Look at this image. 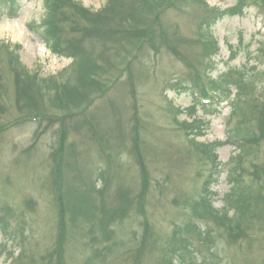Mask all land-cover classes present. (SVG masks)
Instances as JSON below:
<instances>
[{
  "label": "rangeland",
  "instance_id": "obj_1",
  "mask_svg": "<svg viewBox=\"0 0 264 264\" xmlns=\"http://www.w3.org/2000/svg\"><path fill=\"white\" fill-rule=\"evenodd\" d=\"M71 1L93 13L107 6ZM188 1L177 0L156 22L206 85L204 79L225 81L228 92L210 102L197 97L192 73L168 47L154 51L127 37L156 27L158 8L147 7L138 26L117 11L103 39L85 38L67 20L63 38L79 49L80 61L93 60L92 74L45 41V21L56 16L46 14L44 0H0V264H49L58 194L65 202L64 264H202V254L206 264H264V203L230 182L235 162H242L244 185L255 178L251 166L264 165V142L252 149L243 142L257 139L258 115L249 109L264 105V9L249 0ZM240 77L244 86L236 90ZM239 105L252 116L241 125ZM190 140L207 152H196ZM135 142L147 178L144 218ZM253 188L264 197V176ZM239 195L250 210L245 217L234 209ZM119 207L127 212L103 230L99 219L108 222ZM227 217L244 230L235 243L225 236Z\"/></svg>",
  "mask_w": 264,
  "mask_h": 264
},
{
  "label": "trees",
  "instance_id": "obj_2",
  "mask_svg": "<svg viewBox=\"0 0 264 264\" xmlns=\"http://www.w3.org/2000/svg\"><path fill=\"white\" fill-rule=\"evenodd\" d=\"M177 0H131V2L127 5V2L125 0H107V6L101 10L100 12L93 13L87 9H84L78 4L73 3L71 0H44V6L46 9V14L47 15H55L56 16V22L54 23L53 20L48 18V21L46 23L45 21V26H46V38L45 41L49 40L53 44V51L57 53L60 56H69L76 58L74 52L76 49H74V45L71 41L66 42L65 39L63 38L64 32L66 31V24H70L67 22V20H72L73 25H71V29L75 30L78 32V34H83L85 35L84 37H99L103 39L104 36L108 34V29L106 28L107 25L111 20H113L114 16L116 15L117 11H121L124 15L127 14L126 20L127 21H132L134 22V26H138L140 24H143L142 18H138V16H144V11H146L147 7H155L160 9L158 14H155L156 19L154 20V23L156 24V27H159V30H156V27H151V24L149 25H144V27H141L140 29L134 28L132 29L127 35V37H130V40H135V39H144V41L147 44H150L153 48L154 51H158V44H163L168 49L170 52L176 56L177 58L180 59L182 63L190 70L192 73L188 78L191 83V87H193V90L196 92V94L201 96V98L204 100V102H207L212 98L214 94L216 96H219L221 93L220 92H228V90H223L225 81L220 80V81H213L209 79H204L207 83V85L202 81V77L200 76L199 72L193 68L192 64L190 61H188L186 58H184L177 45L175 44V36L169 35L166 30L161 26V23H157L156 21L158 20L159 16L161 13H163L165 10L168 8H171L174 6L175 2ZM198 1V3H201L202 0H193ZM253 1L256 5L259 6V8L264 9V0L262 2L260 0H249ZM179 2L184 3V5L189 1L188 0H179ZM125 4V7H122V5ZM165 7V8H164ZM125 10V12H123ZM214 15L215 11L208 12V18L205 20V24L207 26H210L214 22ZM125 23H128L126 22ZM141 21V22H140ZM140 22V23H139ZM65 23V24H64ZM132 27V26H130ZM96 30V31H95ZM108 31V32H107ZM104 33V35L102 33ZM63 42L65 45L63 46ZM79 51V49H77ZM260 53L264 57V47L260 49ZM78 61L76 62L77 64L80 65V68H83L85 72H92L95 73L94 71H91V68L94 67L92 63V59L87 60L88 62H84V60L80 61L78 58H76ZM97 69V68H95ZM90 71V72H89ZM202 75H204L202 73ZM208 77V76H207ZM77 80V77H76ZM78 82V81H77ZM237 83V84H236ZM235 87L236 90H238L237 86H244V81L240 77L239 82L232 83ZM22 87V86H21ZM21 89V88H20ZM57 89V87H56ZM59 89V88H58ZM57 89V92H58ZM61 92H66L67 87L61 86L60 87ZM239 93V91H238ZM213 94V95H212ZM75 93H71L69 95L70 97H74ZM222 95V94H221ZM81 99L86 98V95L79 96ZM251 101V100H250ZM253 101V100H252ZM255 106L249 109V112L253 115H258V131H256L253 134H257V139L254 135L251 136L250 139H245L243 142L246 143L247 149H252L253 146H257L260 142H264V105L254 102ZM202 105V104H201ZM203 107H207L205 105H202ZM235 107V104H234ZM248 107V106H246ZM238 117H239V125L244 124L245 121H247L249 118L252 119L251 114L246 113L242 114L241 110L243 111V105L238 106ZM25 120V118H23ZM21 119V120H23ZM242 121V122H241ZM241 122V123H240ZM185 126V125H184ZM237 131V130H236ZM247 131V130H244ZM259 140V141H258ZM62 141V139H61ZM136 141V140H135ZM190 143L193 144L194 149L196 152H207V146L203 144H195L192 140H190ZM61 143V147H62ZM135 150V161L139 165L141 174H142V186L143 190L140 193V201L138 202V207L139 210L142 211L144 207V203L142 201V198L145 197V193H147V178L145 174V167L143 165V161L141 159V155L138 150V143L135 142V145L133 147ZM247 149H242V150H247ZM59 151V150H58ZM53 154V162H54V168H53V173L52 177L54 178L55 183L60 180V169H59V164H58V158L56 160V153ZM242 156V155H241ZM242 159V157L239 156V160ZM251 168L253 169L252 172L249 173L250 176L255 177L252 178L249 184H242L241 182V176L244 174V169L242 167V162H235L233 166L231 167L232 170V177H230V182L237 188L239 189L240 194L243 196H246V194H256L257 199L259 203H264V197L262 196V192H260L259 189H254L253 186L255 183L260 181V178L264 176V165L258 166V165H252ZM238 171H240V174L238 175ZM236 174V176H235ZM242 190V193H241ZM55 193V192H54ZM239 195V198L236 199L234 206L235 210L238 212L240 211V214L242 217H245L248 213H250V210L248 207L244 205L246 198L242 197ZM247 197V196H246ZM56 201L58 203V210H59V231H58V237L56 239V247L53 250V253L50 255V258H52L49 262V264H64L63 260V249H62V243L64 239V234H65V225H64V217H65V202L63 201V196L61 194L56 195ZM248 198V197H247ZM233 201V202H234ZM230 202V201H228ZM75 203H80V200ZM124 210L119 207L115 209L112 214L109 216V221L107 222L104 217H102V220L99 219V225L103 230L107 229L108 224L113 222L116 218L122 216V212ZM68 212H70L73 216L74 214H79L78 210L76 209V206H70L68 208ZM127 210L125 211V213ZM254 213V212H253ZM144 215V212H142ZM209 216L211 219L214 221L219 220L217 215L210 213ZM226 216V215H225ZM145 223L143 226L147 228V221L145 219ZM222 226L224 227L225 231V236L229 242H236L237 238H240L243 236L244 230L241 227L240 223L234 222V225L232 224L231 219L227 217V219L223 222ZM53 254H55V259H53ZM204 261L202 264H206V259L204 257V254H202V258ZM55 260V262L53 261ZM212 261V258H211ZM138 262V261H137ZM212 264V262L210 263Z\"/></svg>",
  "mask_w": 264,
  "mask_h": 264
}]
</instances>
